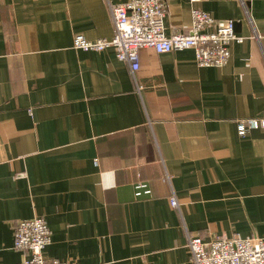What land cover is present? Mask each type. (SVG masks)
I'll list each match as a JSON object with an SVG mask.
<instances>
[{
  "label": "crops",
  "instance_id": "crops-1",
  "mask_svg": "<svg viewBox=\"0 0 264 264\" xmlns=\"http://www.w3.org/2000/svg\"><path fill=\"white\" fill-rule=\"evenodd\" d=\"M125 1L0 0V264L23 258L13 226L34 216L44 255L70 264H193L189 234L264 238V128L236 132L264 118V0H165L166 36L198 8L244 40L210 67L143 47L134 76L72 41L111 38L108 4Z\"/></svg>",
  "mask_w": 264,
  "mask_h": 264
},
{
  "label": "built area",
  "instance_id": "built-area-1",
  "mask_svg": "<svg viewBox=\"0 0 264 264\" xmlns=\"http://www.w3.org/2000/svg\"><path fill=\"white\" fill-rule=\"evenodd\" d=\"M199 0H189L196 2ZM245 13L248 8L240 0ZM109 13L113 25L111 38L88 40L81 33L73 35V47L82 51L101 52L112 47L115 57L129 64L131 73L139 68L138 55L143 47L156 53L193 49L196 63L201 67L224 66L231 58L232 43H241L244 36L236 33V20H218L198 8L191 10V23L187 32L166 36L164 17L165 0H127L122 3H109ZM253 38L260 39L254 28ZM140 89V88H138ZM236 132L241 138L253 129L264 128V118L245 117L236 120ZM147 183L137 181L134 186L136 197L150 194ZM169 204L177 208L175 194L169 197ZM13 248L23 251L24 256L14 264H70L44 255V248L51 239V230L44 217L34 216L18 220L13 226ZM187 243L193 264H264V238L239 236H214L206 242L197 234H189Z\"/></svg>",
  "mask_w": 264,
  "mask_h": 264
}]
</instances>
